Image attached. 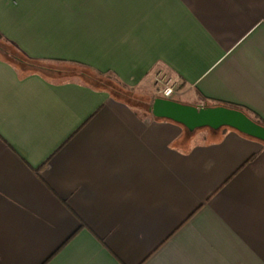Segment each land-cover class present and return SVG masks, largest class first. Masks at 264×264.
<instances>
[{
    "label": "crops",
    "instance_id": "1",
    "mask_svg": "<svg viewBox=\"0 0 264 264\" xmlns=\"http://www.w3.org/2000/svg\"><path fill=\"white\" fill-rule=\"evenodd\" d=\"M0 34L42 64L0 53V264H264V140L152 112L164 72L264 120V0H0Z\"/></svg>",
    "mask_w": 264,
    "mask_h": 264
},
{
    "label": "water",
    "instance_id": "2",
    "mask_svg": "<svg viewBox=\"0 0 264 264\" xmlns=\"http://www.w3.org/2000/svg\"><path fill=\"white\" fill-rule=\"evenodd\" d=\"M152 112L155 116L180 122L189 130L204 126L212 128L230 126L264 140V126L253 121L243 111L223 105L195 106L171 98L157 97L154 99Z\"/></svg>",
    "mask_w": 264,
    "mask_h": 264
},
{
    "label": "rangeland",
    "instance_id": "3",
    "mask_svg": "<svg viewBox=\"0 0 264 264\" xmlns=\"http://www.w3.org/2000/svg\"><path fill=\"white\" fill-rule=\"evenodd\" d=\"M3 45V44H2ZM9 47V46H8ZM7 51H8V54H6L7 55V57L10 59V60H12L15 64H17L21 69H25V70H29V69H31V70H41L40 68H41V66H42V64L41 63H39V62H32L31 60H28V59H26V58H24L21 54H19V52L17 51V49H15L14 47H10V50L9 49H7ZM4 52V51H3ZM52 66H54V67H59V66H55V65H52ZM70 69H72V68H70ZM73 71H70V70H67L66 71V73H68V72H74V69H72ZM65 72V71H64ZM64 72H63V74H64ZM84 79L87 81V80H89V81H91V82H96V78L95 77H93L92 75H87V73H84ZM109 86H110V88L112 89V90H115V87H114V85L112 84V83H109L108 84ZM176 86L178 87V88H176L177 89V91L180 89V85H179V83L178 84H176ZM116 92H119L120 94H122L123 96H126V95H128V93H125L124 91H122V92H120V91H116ZM147 96H148V98H147V100H148V103H149V106H150V104L153 102V97L151 96V94L150 93H148L147 94ZM202 106H204V105H202Z\"/></svg>",
    "mask_w": 264,
    "mask_h": 264
},
{
    "label": "trees",
    "instance_id": "4",
    "mask_svg": "<svg viewBox=\"0 0 264 264\" xmlns=\"http://www.w3.org/2000/svg\"><path fill=\"white\" fill-rule=\"evenodd\" d=\"M10 47H13V45L0 34V53L3 56H5L6 58H8L6 55V54H8L7 49L10 50ZM219 105H223V106H226L229 108L241 110L244 113H246L253 121L260 124L261 126H264V120L259 115H257L256 113H254L253 111H251L250 109H248L247 107H244L242 105L235 104V103H229V102H220V101H206V103H205V106H211V107L219 106Z\"/></svg>",
    "mask_w": 264,
    "mask_h": 264
},
{
    "label": "built area",
    "instance_id": "5",
    "mask_svg": "<svg viewBox=\"0 0 264 264\" xmlns=\"http://www.w3.org/2000/svg\"><path fill=\"white\" fill-rule=\"evenodd\" d=\"M156 94L163 98H173L177 94V80L164 72H159L155 77Z\"/></svg>",
    "mask_w": 264,
    "mask_h": 264
}]
</instances>
